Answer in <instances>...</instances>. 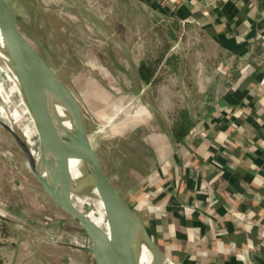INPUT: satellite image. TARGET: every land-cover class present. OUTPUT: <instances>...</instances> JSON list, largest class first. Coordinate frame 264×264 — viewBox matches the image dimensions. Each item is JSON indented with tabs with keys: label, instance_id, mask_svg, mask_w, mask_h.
Instances as JSON below:
<instances>
[{
	"label": "crops",
	"instance_id": "obj_1",
	"mask_svg": "<svg viewBox=\"0 0 264 264\" xmlns=\"http://www.w3.org/2000/svg\"><path fill=\"white\" fill-rule=\"evenodd\" d=\"M104 1L144 35L123 63L135 87L94 114L103 157L88 125L108 176L169 264H264V0ZM180 17L188 35L174 54ZM159 59L146 81L141 65Z\"/></svg>",
	"mask_w": 264,
	"mask_h": 264
},
{
	"label": "rangeland",
	"instance_id": "obj_2",
	"mask_svg": "<svg viewBox=\"0 0 264 264\" xmlns=\"http://www.w3.org/2000/svg\"><path fill=\"white\" fill-rule=\"evenodd\" d=\"M8 1L25 35L79 99L87 125L91 126L94 116L106 111L110 102L124 95L125 89L135 87V82L125 77L123 63L131 68L132 62L139 58L141 50L133 46L144 39V35L135 33L132 17H125L122 14L124 11L114 7L116 2ZM122 22L127 23L125 28ZM171 23L174 34L169 39L174 44L173 53L176 54L180 53L181 43L188 35V23L185 25L176 20ZM162 37L159 36V40L165 39L164 35ZM2 65L5 66V62L1 58ZM11 87L0 69V113L8 106L11 115L16 110L21 112L16 93L11 94L9 103L7 101L6 91L12 90ZM58 120L61 121L59 115ZM96 120L90 132L100 157H103V147L106 146L100 143L102 131ZM20 123L24 126L27 120ZM37 146L38 142L34 145L36 151ZM103 163L109 172H113L107 160ZM0 213L26 225L21 226L0 217V251L10 259L6 264H15L11 262L14 258L18 261L16 264H62L67 261L69 264H95L88 252L73 251L76 259L65 256L70 248L62 242L83 243L86 242L84 235L46 193L25 154L1 125Z\"/></svg>",
	"mask_w": 264,
	"mask_h": 264
},
{
	"label": "water",
	"instance_id": "obj_3",
	"mask_svg": "<svg viewBox=\"0 0 264 264\" xmlns=\"http://www.w3.org/2000/svg\"><path fill=\"white\" fill-rule=\"evenodd\" d=\"M0 30L5 38L6 61L15 77L18 95L36 128L37 151L24 136L21 123L17 125L12 119L7 122L0 117V125L23 151L46 193L89 239L88 245L62 244L90 253L95 264H139L144 247L150 251V264L170 263L144 220L105 171L79 99L25 35L8 0H0ZM61 112L71 123V130L58 120ZM71 157L81 161L87 184L103 204V226L90 218L76 202L82 185L72 175ZM0 217L26 226L1 213Z\"/></svg>",
	"mask_w": 264,
	"mask_h": 264
},
{
	"label": "bare ground",
	"instance_id": "obj_4",
	"mask_svg": "<svg viewBox=\"0 0 264 264\" xmlns=\"http://www.w3.org/2000/svg\"><path fill=\"white\" fill-rule=\"evenodd\" d=\"M5 49H6L5 38L0 30V59L2 58L5 62V66L3 65L0 66V69L4 71L5 78L11 83L13 87V88L11 87L12 90L6 91V97L9 103V100H11V94L16 93L18 95L19 92L15 83V77L13 76L12 72L10 71L7 65ZM6 69H8L9 74ZM20 106L22 107L21 112L16 110L13 112L12 115L9 111V106H8V108L5 109V111L0 113V117L7 122L10 119H12L13 121H15L17 125L20 124L21 121L25 122V120H27V123L23 127H21V129L23 131L24 136L27 138L28 142L34 146L38 142V135L36 132V128L29 115L27 108L24 107L21 99H20ZM3 115L5 116L3 117ZM58 115L61 119L60 122L65 126V128L71 130L72 129L71 123L68 120H66L65 115L62 114V112L58 113ZM70 169L73 177L79 182V184L82 185L79 197H76V202L82 208V210H84L89 215V217L92 218L96 223H98L101 226L105 225V213H104L103 204L101 200L97 198L94 189H92V187H89V185L87 184L83 164L79 159L75 157H71ZM138 262L139 264H150L151 254L150 251L147 249V247L143 248V252L139 257Z\"/></svg>",
	"mask_w": 264,
	"mask_h": 264
},
{
	"label": "trees",
	"instance_id": "obj_5",
	"mask_svg": "<svg viewBox=\"0 0 264 264\" xmlns=\"http://www.w3.org/2000/svg\"><path fill=\"white\" fill-rule=\"evenodd\" d=\"M159 62H160V59L156 62L153 61V63L150 62L149 64H142L141 65L140 70H141V73H142V75L146 81H148L150 79V77L152 76L154 71L157 69ZM179 124H180L179 127L176 129V134L179 137H181L186 132L185 126L187 124L181 123V122ZM156 242H157V240H156ZM6 263H7V260H5V258L0 255V264H6Z\"/></svg>",
	"mask_w": 264,
	"mask_h": 264
},
{
	"label": "built area",
	"instance_id": "obj_6",
	"mask_svg": "<svg viewBox=\"0 0 264 264\" xmlns=\"http://www.w3.org/2000/svg\"><path fill=\"white\" fill-rule=\"evenodd\" d=\"M178 21L186 25V23H188V18L180 17Z\"/></svg>",
	"mask_w": 264,
	"mask_h": 264
}]
</instances>
